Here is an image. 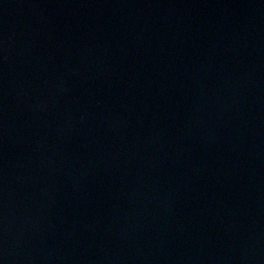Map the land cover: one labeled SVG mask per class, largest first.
Wrapping results in <instances>:
<instances>
[{"label": "water", "instance_id": "water-1", "mask_svg": "<svg viewBox=\"0 0 264 264\" xmlns=\"http://www.w3.org/2000/svg\"><path fill=\"white\" fill-rule=\"evenodd\" d=\"M4 3H5V0H0V16L3 10Z\"/></svg>", "mask_w": 264, "mask_h": 264}]
</instances>
